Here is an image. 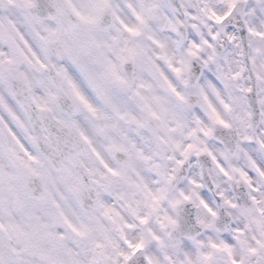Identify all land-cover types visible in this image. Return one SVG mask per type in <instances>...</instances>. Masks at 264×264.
Returning a JSON list of instances; mask_svg holds the SVG:
<instances>
[{"label": "clouds", "instance_id": "obj_1", "mask_svg": "<svg viewBox=\"0 0 264 264\" xmlns=\"http://www.w3.org/2000/svg\"><path fill=\"white\" fill-rule=\"evenodd\" d=\"M86 2L0 0L12 45L0 51L47 64L19 66L40 82L35 95L48 108L17 86L24 127H12L40 175L24 188L0 156V264H125L128 243L143 247L127 264H264V0H103L99 14ZM126 48L136 55L124 63ZM57 69L95 116L64 94ZM58 120L75 121L90 144ZM56 205L84 235L57 218Z\"/></svg>", "mask_w": 264, "mask_h": 264}, {"label": "snow or ice", "instance_id": "obj_2", "mask_svg": "<svg viewBox=\"0 0 264 264\" xmlns=\"http://www.w3.org/2000/svg\"><path fill=\"white\" fill-rule=\"evenodd\" d=\"M27 6L32 7L30 0H26ZM86 11L90 10L96 14L102 13L106 7L103 0H87V2L83 5ZM75 12V10H74ZM76 15H80L79 12H76ZM139 19V17H137ZM81 19L91 23L93 22V16L87 15L81 17ZM126 31L130 32L132 35H136V31L131 28H126ZM56 33L51 30L48 31L47 37H42V48L47 54L48 46L52 43ZM8 43L9 47H11V40L4 36L3 32L0 31V44ZM83 49L87 48V45H81ZM99 47V45H97ZM69 57L73 60L74 63H78L79 56L75 54L72 50H66ZM123 52L127 53L126 55H122L120 57L121 61L126 63L130 59H133L136 55V51L132 48L122 49ZM21 59L25 64L29 66L31 69H45L47 68V64L42 62L40 59H33L30 56L25 55L24 53L20 54V57H13L9 54L0 51V156L6 157L9 161L13 162L19 172H20V180L22 187H27V178L29 176L40 175L39 171L31 166V162L36 160V157L26 149V147L21 143V141L17 137V133L15 128L12 127L14 124L18 128L24 127V121L21 118V115L18 112V108L24 107V101H21L18 98V94L16 91L17 86H20L23 90H26L28 96L26 100L32 104H34L40 112L48 111L46 104L41 102L39 97L35 95V86L39 81H33L27 70L22 69L19 65ZM53 67H55L53 65ZM108 74L112 78V80L123 86L125 81L120 77L119 72L114 64L108 62ZM81 71L85 72L87 75V79L89 83L93 86V88L100 92L102 91V87L97 79L88 73L86 65H80ZM56 76L63 79L66 84V89L64 94L70 95V98L73 100L75 104L78 106H82L88 113H91L93 116L96 115V110L93 106L88 103L85 99V96L82 95L80 89L68 78L63 69L56 70ZM78 79V78H77ZM42 87H46L44 84H41ZM171 87V85H169ZM175 91V89H173ZM55 96H50V99L55 100ZM182 99V97H180ZM219 123H223L219 117H216ZM58 124L62 127H66L69 129L70 134L78 135L79 138L85 143L90 144V140L84 134L83 131L80 130L79 126L75 121H65L58 120ZM227 126V125H225ZM101 133L104 132L103 128L98 129ZM33 142L35 143L37 138L33 137ZM117 151L121 150L120 148H116ZM103 163V161H101ZM111 172V169H109ZM112 175H116L115 172H112ZM4 178V173L0 172V180ZM70 187L74 192H79V187L72 183L70 178L68 180ZM47 198V193L40 197L41 201ZM19 202V201H18ZM56 215L57 218L62 220L73 232L77 235H84V230L78 229L75 227L69 220L66 218L64 212L60 210V206L56 205ZM110 210H105V215H108ZM231 243V239L229 238V244ZM129 249H131V254L119 253V255L123 256L125 264L131 261L133 256L141 250L143 247L142 244L132 245L128 243ZM213 248H217L220 251H223L228 254L229 258L232 257V249L228 245H217L213 243L211 245ZM251 253H255L256 249H250ZM210 259V257L205 256V260ZM92 264H96L95 261ZM231 264H236V261L232 259Z\"/></svg>", "mask_w": 264, "mask_h": 264}]
</instances>
